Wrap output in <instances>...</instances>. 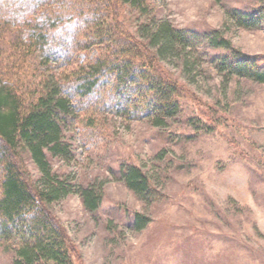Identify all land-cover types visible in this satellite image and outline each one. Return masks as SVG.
Wrapping results in <instances>:
<instances>
[{"label": "rangeland", "instance_id": "obj_1", "mask_svg": "<svg viewBox=\"0 0 264 264\" xmlns=\"http://www.w3.org/2000/svg\"><path fill=\"white\" fill-rule=\"evenodd\" d=\"M147 1L146 11L120 4L113 13L144 41L141 27L166 19L214 29L237 51L264 55V20L246 27L232 16L253 13L264 0ZM225 52L205 42L160 57L187 92L180 111L162 124L105 111L91 114L90 130L77 123L84 111L67 120L68 157H47L66 191L45 204L74 244V264H264V82L220 69L215 58ZM193 118L206 129H194ZM17 150L39 183L28 149ZM129 165L147 177L151 191L143 197L122 179ZM90 186L102 193L93 211L80 195ZM134 212L149 219L139 230L131 227ZM11 250L0 245V264H11Z\"/></svg>", "mask_w": 264, "mask_h": 264}, {"label": "trees", "instance_id": "obj_2", "mask_svg": "<svg viewBox=\"0 0 264 264\" xmlns=\"http://www.w3.org/2000/svg\"><path fill=\"white\" fill-rule=\"evenodd\" d=\"M120 4L142 12L149 6L147 0H0V245L12 249L11 264H74V244L45 202L66 191L47 157H68L62 130L75 111H84L86 118L77 123L86 121L88 130L95 111L162 124L180 111L187 92L160 57L186 47L197 50L205 42L226 49L215 58L220 69L264 82V55L237 51L214 29L181 28L166 19L141 27L146 42L114 18ZM232 16L237 24L257 26L264 5L250 14L233 10ZM91 46L95 53L89 55ZM191 123L206 129L194 118ZM18 145L28 149L40 170L39 183ZM122 179L142 197L150 190L135 165L122 170ZM80 195L90 211L102 198L93 186ZM130 219L134 230L149 221L140 212Z\"/></svg>", "mask_w": 264, "mask_h": 264}]
</instances>
